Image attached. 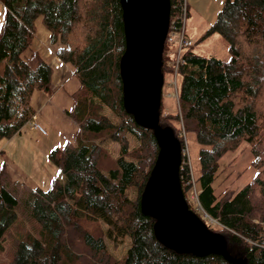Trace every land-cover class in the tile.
Instances as JSON below:
<instances>
[{
  "label": "trees",
  "instance_id": "16d2710c",
  "mask_svg": "<svg viewBox=\"0 0 264 264\" xmlns=\"http://www.w3.org/2000/svg\"><path fill=\"white\" fill-rule=\"evenodd\" d=\"M0 147L31 121L34 92L50 95V50L69 67L78 86L64 111L77 127L72 141L48 154L62 175L46 189L23 190L16 197L7 166H0V251L7 230L19 219L21 204L39 225L24 232L7 264H231L218 254L197 257L163 246L154 236L155 220L139 206L158 146L153 131L137 125L122 105L119 61L125 50L119 0H0ZM170 0V20L181 10ZM179 26L180 22L177 20ZM38 26L45 36H36ZM217 34L226 42L227 60L183 50L177 66L176 113H166L161 99L160 127H168L182 147L180 125L198 145L199 174L196 211L187 191L191 170L184 156L179 183L190 210L221 234L226 251L247 264H264V0H224L214 21L198 41ZM171 70L164 45L160 71ZM117 117L113 121L102 109ZM138 142L130 149L127 136ZM119 147L114 159L105 141ZM4 141V142H2ZM247 144L253 178L237 192L216 195L212 186L220 158ZM2 151L0 150V155ZM135 189L130 199L127 190ZM81 208V209H80ZM129 238L123 257L106 248L99 224L88 230L83 222L94 213Z\"/></svg>",
  "mask_w": 264,
  "mask_h": 264
},
{
  "label": "water",
  "instance_id": "95a60500",
  "mask_svg": "<svg viewBox=\"0 0 264 264\" xmlns=\"http://www.w3.org/2000/svg\"><path fill=\"white\" fill-rule=\"evenodd\" d=\"M125 50L119 61L122 105L134 122L153 131L158 152L140 195L142 214L155 220L153 233L165 247L203 257L218 254L231 264H247L226 251L224 237L211 232L189 209L179 183L181 146L168 127H160V71L170 0H119Z\"/></svg>",
  "mask_w": 264,
  "mask_h": 264
},
{
  "label": "rangeland",
  "instance_id": "374dc122",
  "mask_svg": "<svg viewBox=\"0 0 264 264\" xmlns=\"http://www.w3.org/2000/svg\"><path fill=\"white\" fill-rule=\"evenodd\" d=\"M186 2L188 5V16L184 21L185 34L193 42L191 46L193 51L199 55L213 56L221 60H227L229 55L226 49V42L217 34L198 41L204 31L214 21L224 0H186ZM3 12L4 8L0 4V25L3 19ZM37 28L39 29L36 31V36L46 37L45 29L38 25ZM169 48L170 50H174V47L169 46ZM169 56L172 59L170 54ZM167 79L166 77V81ZM171 91L170 88H164L162 90L165 95L161 98L166 113H176L178 111L177 99L166 96ZM101 112L113 121H117V117L107 107H104ZM28 128L30 129L29 132L24 131L22 136L15 137L14 141L5 145V152L10 159L8 158V160L0 156V166L3 163L6 164L10 185L15 188V191L12 190V193L16 197H19L23 190L27 191L35 187L46 189L53 177L59 178L60 181L62 180L61 173L49 161L48 154L51 149L56 147L60 149L64 145L65 140H62L59 135H56L46 126H44V129L47 135H42L31 127ZM180 130L183 142L181 153L192 172L191 188L187 191V195L190 197L192 208L196 211L195 204H192L191 195L193 186L197 189V184H195L194 179L199 174L197 160L198 145L195 142L194 135L191 133L186 134L182 125H180ZM127 139L130 149L137 147L138 142L135 138L129 135ZM4 144L5 142L1 146H4ZM103 146L111 159L117 157L119 151L117 144L107 140L103 143ZM38 152L43 153L45 157H40ZM251 160L252 154L249 146L244 143L237 150L226 152L219 160L216 176L212 184L215 194L220 195L224 192H237L249 182L256 173L251 166ZM127 195L130 199H134L136 190H127ZM14 210L19 219L6 232L2 243V250L0 251V264H7L11 261L16 243L24 232L36 234L39 229V225L31 218L21 204ZM98 214L97 212L93 214L97 219L96 221L83 222V225L86 229L90 230L94 228V223L99 224V227L104 232L107 251L115 259L119 260L129 248V238L113 229L105 218L98 216ZM210 228L216 230L217 226L213 224Z\"/></svg>",
  "mask_w": 264,
  "mask_h": 264
},
{
  "label": "crops",
  "instance_id": "0c3cea01",
  "mask_svg": "<svg viewBox=\"0 0 264 264\" xmlns=\"http://www.w3.org/2000/svg\"><path fill=\"white\" fill-rule=\"evenodd\" d=\"M48 61L52 69L50 81L51 93L48 96L40 91L32 94L31 105L35 110V114L30 122L26 123L17 134L6 141L4 146H1L0 150L2 153L0 156H3L6 159L9 157L5 152V145L14 141L15 137L22 136L24 131L29 132L30 129L28 127L34 129L32 124L35 122L40 124L43 128L46 126L56 135H59L62 140H65V142L72 141L74 139L77 127L68 117L65 116L64 111L71 107L72 101L69 96L70 93L77 88L78 84L71 77L69 67L62 64L56 57H54L51 50ZM42 135H47V132ZM38 155L40 157L44 156L43 153L41 154L39 152Z\"/></svg>",
  "mask_w": 264,
  "mask_h": 264
},
{
  "label": "built area",
  "instance_id": "2783aa9c",
  "mask_svg": "<svg viewBox=\"0 0 264 264\" xmlns=\"http://www.w3.org/2000/svg\"><path fill=\"white\" fill-rule=\"evenodd\" d=\"M181 10L175 16H173L169 22L167 35H166V43L168 46L174 47V50H169L168 54L171 55L172 59H170L171 70L168 73V79L164 85L165 88L172 89L171 93H168L167 97H176V87H177V66L180 61L181 54L184 49L190 47L192 45V41L185 34V26L184 21L187 15L186 8V0H181ZM177 20H179L180 25L176 24ZM35 127L42 131V128L35 124ZM192 201L196 200V191L193 186V192L191 195ZM207 217L206 214L203 215ZM208 220L211 224H216V222L210 218Z\"/></svg>",
  "mask_w": 264,
  "mask_h": 264
}]
</instances>
